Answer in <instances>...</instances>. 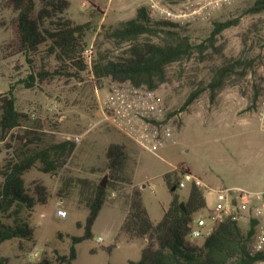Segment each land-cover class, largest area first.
<instances>
[{
	"label": "rangeland",
	"instance_id": "obj_1",
	"mask_svg": "<svg viewBox=\"0 0 264 264\" xmlns=\"http://www.w3.org/2000/svg\"><path fill=\"white\" fill-rule=\"evenodd\" d=\"M70 1L64 17L82 26L76 36L86 44L85 51L93 48V59L101 50L115 52L113 44L106 39V31L134 18L140 7L148 10L150 2L126 0L121 7L119 0ZM158 1L180 14L198 0ZM255 1H236L216 11L207 21L172 22L184 27L194 43L201 44L206 43L215 22L240 18L239 25L225 30L215 45L208 44L205 52L196 50L191 59L169 67L167 82L155 91L167 108L166 123L173 136L158 145L156 155L141 146L130 151L123 131L106 119V104L116 84L112 79L99 81L90 70L79 76L56 73L61 70L62 62L57 56L48 55L45 47L32 56V63L25 55L8 57L5 48L13 37L11 21L16 14L5 9V0H0V115L2 100L12 97L18 112L26 116L22 126L2 138L0 165L20 144L12 138L22 135L26 129L41 134L46 143H75L72 138L82 136V141L75 143V151L56 174L43 173L38 164L25 175L31 188L35 182L47 186L50 199L47 204L36 207L30 218L35 230L32 242L11 240L0 247V258L7 260L4 264H36L43 258L55 261L58 253H70L71 237L85 233V227L78 224L85 225L88 203L106 176L108 187L106 151L113 143L123 141L129 156L128 165L119 174L116 187L108 189L106 204L93 227L94 236L77 245L78 257L72 264H129L141 258L138 248L127 243L118 245L112 253L106 250L114 243V236L128 213L133 184L140 186L137 187L141 188L144 205L154 221L162 219L174 198L164 181L167 172L190 169L214 189L261 187L264 129L259 114L264 98V12L249 13ZM150 18L155 22L163 20ZM234 60H239L240 67L224 79L222 89L213 91L210 86L218 69ZM42 68L48 69L51 75L43 81H33L34 69L37 72ZM132 86L127 83L123 88L131 90ZM195 94L197 97L186 106ZM133 123L138 127L143 121L135 118ZM8 145L13 147L9 149ZM190 188L179 189L177 195L186 199ZM207 202L208 207L213 208L215 198L207 195ZM58 208L67 210L68 217H58ZM208 216V211L204 210L195 218ZM241 227L244 231L249 228L245 222ZM99 237L103 240L99 241Z\"/></svg>",
	"mask_w": 264,
	"mask_h": 264
},
{
	"label": "trees",
	"instance_id": "obj_2",
	"mask_svg": "<svg viewBox=\"0 0 264 264\" xmlns=\"http://www.w3.org/2000/svg\"><path fill=\"white\" fill-rule=\"evenodd\" d=\"M70 5V0H5L3 7L16 14L11 21L13 37L5 48L7 56L25 55L27 61L32 63V56L45 47L48 55L57 56L62 62L61 70L56 73L79 76L90 70L99 81L110 78L117 84L128 83L137 88L157 90L167 82L170 66L191 59L196 50L205 52L208 44L215 45L219 35L240 23V18L215 22L206 43L196 44L186 34L184 27L167 20L152 21L147 8L142 6L134 18L106 31V39L113 44L115 52L101 50L90 64L85 57L86 44L76 36L82 26L64 17ZM248 11L251 14L264 12V0H256ZM240 64L239 60H234L220 67L211 83L212 90L222 89L224 79L235 73ZM35 71V76H31L33 81H43L51 75L45 68ZM196 95L189 98L186 106L194 101ZM25 118L18 112L14 98H4L1 104L0 142L13 129L22 126ZM12 139H17L20 144L14 148L12 156L5 158L0 165V247L11 240L32 242L35 230L30 218L36 207L47 204L50 199L47 186L35 182L31 188L26 183L25 175L38 164L43 173L56 174L76 148L71 141L46 143L41 134L28 129ZM8 147L11 149L13 146ZM106 160L108 187L97 185L88 203L87 221L85 225L78 224L85 227V233L71 237L69 254L58 253L55 261L43 258L36 264H72L78 257L77 245L93 238V227L106 204L108 189L116 187L119 174L128 165L127 147L119 143L111 144L106 151ZM183 172L174 170L164 175V181L174 198L160 221L150 217L141 188L132 186L126 219L116 241L107 251L111 253L120 240H126L144 243L141 258L129 264H256L263 260L264 254L252 255L250 252L255 236L253 224L244 231L238 222L226 220L203 238L202 243L190 240L195 216L207 209V201L204 190L196 185L191 186L187 199L177 195ZM6 261L0 258V264Z\"/></svg>",
	"mask_w": 264,
	"mask_h": 264
},
{
	"label": "built area",
	"instance_id": "obj_3",
	"mask_svg": "<svg viewBox=\"0 0 264 264\" xmlns=\"http://www.w3.org/2000/svg\"><path fill=\"white\" fill-rule=\"evenodd\" d=\"M236 1L240 0H198L188 7L187 12L177 14L162 2L150 0L148 13L151 17L179 24L184 23L183 19L207 21L216 11L226 8ZM85 57L91 64L93 48L85 51ZM123 85L115 84L106 104L105 117L139 146L157 155L158 145L173 136L171 127L166 123L167 108L159 101L155 90L145 87L137 88L131 84H129L132 86L131 90H128L123 88ZM135 118L143 121L138 127L133 123ZM259 121L264 129V98L261 102ZM72 140L75 143H80L82 136H74ZM194 185L202 188L205 194L214 195L215 204L213 208H209L207 202L206 210L209 216L195 220L194 228L190 234L191 241L195 242L207 237L226 220L239 224L247 222L249 227L251 224L255 227V236L250 246L251 254H264V189L249 190L242 187L214 189L189 170H184L179 181L180 188ZM151 188L154 192V187ZM57 215L64 219L68 217V212L64 208H58ZM98 240L102 241L103 239L99 237ZM256 264H264V259Z\"/></svg>",
	"mask_w": 264,
	"mask_h": 264
},
{
	"label": "crops",
	"instance_id": "obj_4",
	"mask_svg": "<svg viewBox=\"0 0 264 264\" xmlns=\"http://www.w3.org/2000/svg\"><path fill=\"white\" fill-rule=\"evenodd\" d=\"M136 1H139V2H141V1H146V0H136ZM126 3V0H119V4L121 5V7H123V5ZM92 13L94 14V10H92ZM92 14V15H93ZM149 132V131H148ZM147 132V133H148ZM122 136H125V137H127V139H128V141L129 142H127V144L125 143V145L130 149V151H132V150H134V149H136V148H138V147H140L133 139H131L129 136H127L126 134H122ZM127 141V140H126ZM122 144H123V141L121 142ZM133 152V151H132ZM189 171H190V169H189ZM191 172V171H190ZM167 173H170V172H167ZM167 173H165V174H167ZM192 173V172H191ZM133 186H139L138 184H133ZM260 188H258V189H252V190H260V189H264V181L260 184ZM140 187V186H139ZM143 187L145 188L146 187V185H143ZM232 187H240V186H232ZM191 189V188H190ZM189 195H190V192H189ZM189 195H188V197H189ZM207 195H212V194H205V198H207ZM213 197H214V195H212ZM187 197V198H188ZM186 198V199H187ZM127 216V215H126ZM125 219H126V217H125ZM125 219H124V221H125ZM124 223V222H123ZM245 223H247V222H245ZM248 224V223H247ZM123 225V224H122ZM122 225H121V227H122ZM249 226V225H248ZM121 227L119 228V230H118V232L115 234V236H114V242L116 241V239H117V237H118V235H119V232H120V230H121ZM122 243H127V244H131V245H133L134 247H137L138 248V250L140 251V253L142 252V249H143V247H144V243L143 242H141V241H134V242H128V241H126V240H120L118 243H117V246L118 245H120V244H122ZM107 248H109V247H107ZM107 248H106V250H107ZM114 250V249H113ZM113 252V251H112ZM111 252V253H112Z\"/></svg>",
	"mask_w": 264,
	"mask_h": 264
},
{
	"label": "water",
	"instance_id": "obj_5",
	"mask_svg": "<svg viewBox=\"0 0 264 264\" xmlns=\"http://www.w3.org/2000/svg\"><path fill=\"white\" fill-rule=\"evenodd\" d=\"M107 179L108 177L106 176L103 181L100 183V185L103 187V188H106L107 187ZM176 187L173 188V190H175ZM181 206L184 208V203L181 204Z\"/></svg>",
	"mask_w": 264,
	"mask_h": 264
}]
</instances>
